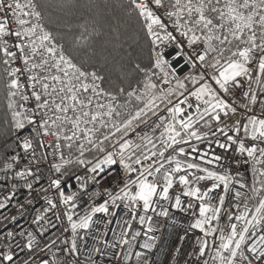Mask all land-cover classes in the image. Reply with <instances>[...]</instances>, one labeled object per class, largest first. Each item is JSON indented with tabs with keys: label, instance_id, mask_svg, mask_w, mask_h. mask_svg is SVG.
Segmentation results:
<instances>
[{
	"label": "snow or ice",
	"instance_id": "1",
	"mask_svg": "<svg viewBox=\"0 0 264 264\" xmlns=\"http://www.w3.org/2000/svg\"><path fill=\"white\" fill-rule=\"evenodd\" d=\"M0 264H264V0H0Z\"/></svg>",
	"mask_w": 264,
	"mask_h": 264
},
{
	"label": "built area",
	"instance_id": "2",
	"mask_svg": "<svg viewBox=\"0 0 264 264\" xmlns=\"http://www.w3.org/2000/svg\"><path fill=\"white\" fill-rule=\"evenodd\" d=\"M174 215L176 216L178 221H181L183 219V214L179 212H175Z\"/></svg>",
	"mask_w": 264,
	"mask_h": 264
}]
</instances>
